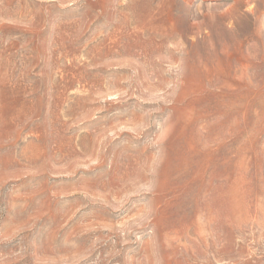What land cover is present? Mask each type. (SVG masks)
<instances>
[{"label":"rangeland","instance_id":"rangeland-1","mask_svg":"<svg viewBox=\"0 0 264 264\" xmlns=\"http://www.w3.org/2000/svg\"><path fill=\"white\" fill-rule=\"evenodd\" d=\"M0 264H264V0H0Z\"/></svg>","mask_w":264,"mask_h":264}]
</instances>
